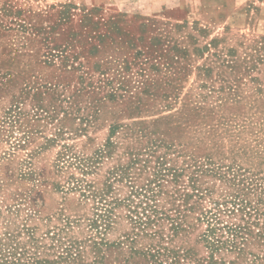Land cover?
<instances>
[{"label": "rangeland", "instance_id": "rangeland-1", "mask_svg": "<svg viewBox=\"0 0 264 264\" xmlns=\"http://www.w3.org/2000/svg\"><path fill=\"white\" fill-rule=\"evenodd\" d=\"M233 171L264 176V0H0L8 261L250 264L204 238Z\"/></svg>", "mask_w": 264, "mask_h": 264}, {"label": "trees", "instance_id": "trees-1", "mask_svg": "<svg viewBox=\"0 0 264 264\" xmlns=\"http://www.w3.org/2000/svg\"><path fill=\"white\" fill-rule=\"evenodd\" d=\"M10 124L15 123L14 114L9 112L6 116ZM209 169H201L203 172H207ZM232 170V169H230ZM211 173L213 170L210 169ZM256 177V176H254ZM240 175L233 171L230 176L225 173H220V178L226 181H231L236 187L232 193L227 194L222 203L225 208L218 212V210H208L202 218L206 217L207 228L204 233V238L208 247L213 250L222 248L236 250L239 255H244L246 246L250 243L255 244L259 251L252 252V258L248 259L250 264H264V176L256 177ZM195 180V179H194ZM76 186L77 183L75 184ZM81 186V184H80ZM84 188H88V191L92 194H99L93 188L90 183H85ZM85 190V189H84ZM88 192V193H89ZM191 194L183 193L182 200ZM250 195H254L252 201ZM191 207H184L181 212L182 216H185V211L191 210ZM103 215H100L102 219L108 218L110 209H105ZM184 210V212H183ZM156 209L154 210V212ZM209 212V215L206 213ZM223 214V215H222ZM239 217L240 222H232L227 225H220L222 217ZM147 221L151 222L153 219L146 216ZM171 227L173 229L179 228V223L172 221ZM13 254V253H12ZM0 264H20L19 262L12 261L6 258V256L0 254ZM214 264V262H211Z\"/></svg>", "mask_w": 264, "mask_h": 264}]
</instances>
